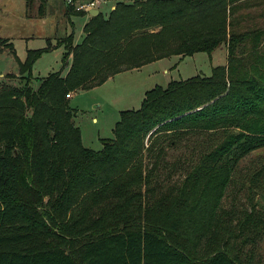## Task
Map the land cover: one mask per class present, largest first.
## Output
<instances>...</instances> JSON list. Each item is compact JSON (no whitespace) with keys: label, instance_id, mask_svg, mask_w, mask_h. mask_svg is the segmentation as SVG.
Returning a JSON list of instances; mask_svg holds the SVG:
<instances>
[{"label":"trees","instance_id":"trees-1","mask_svg":"<svg viewBox=\"0 0 264 264\" xmlns=\"http://www.w3.org/2000/svg\"><path fill=\"white\" fill-rule=\"evenodd\" d=\"M35 1L24 16L44 15ZM256 3L114 0L80 43L61 40L68 69L37 88L49 47L27 51L6 74L18 83L0 84V264H264V27H237ZM220 45L226 64L154 85L100 150L82 143L72 92Z\"/></svg>","mask_w":264,"mask_h":264},{"label":"rangeland","instance_id":"rangeland-1","mask_svg":"<svg viewBox=\"0 0 264 264\" xmlns=\"http://www.w3.org/2000/svg\"><path fill=\"white\" fill-rule=\"evenodd\" d=\"M39 2L35 1L33 14ZM111 3V0H103L98 10L107 16ZM46 5L56 6L57 9L53 7L45 18L26 17L23 0H0V38H6L12 44L11 50L0 44V84L18 83L16 78H6V74L18 73V61L26 58L29 49L48 47L49 43L50 48L32 65L33 88L39 85L40 77L50 72L61 71L62 75L66 73L70 59L63 61L65 49L64 46L57 45L56 37L59 38L67 32L72 34L73 44L80 43L87 14H71L69 22L60 11V0H46ZM239 14L242 16L237 26L239 29L264 27V0H257L256 4L240 10ZM225 52L226 46L225 49L214 50L211 54L198 52L184 56L181 60L172 57L146 65L140 70L121 73L94 89L72 92L69 105L74 109L73 121L81 130L83 144L93 150H100V138L113 137L112 128L119 118V112L138 108L146 90L154 85L165 86L170 80L187 79L195 75L209 76L212 67L226 62ZM165 68L168 73L163 72ZM259 152L264 153V150ZM174 154L171 152L170 157ZM173 179H178V174ZM230 201L229 196L223 203L227 205ZM237 201L245 202L242 193L236 195Z\"/></svg>","mask_w":264,"mask_h":264},{"label":"crops","instance_id":"crops-1","mask_svg":"<svg viewBox=\"0 0 264 264\" xmlns=\"http://www.w3.org/2000/svg\"><path fill=\"white\" fill-rule=\"evenodd\" d=\"M61 1V0H60ZM112 1V3H111V9H113L114 8V0H111ZM61 8H60V11H61V13H63V15H65L66 16V18L69 20V22H70V17L69 16H67L66 14H65V3H63V1H61ZM53 7H54V9H57L56 8V6H47L46 5V2H45V8H46V10H45V13H44V15L42 16V17H40V18H45L47 15H49L50 14V12L53 10ZM98 9V8H97ZM100 12V11H99ZM91 16L87 13V18H86V22L88 21V19L90 18ZM85 22V23H86ZM84 23V24H85ZM84 26V25H83ZM68 34H67V32H65V34L63 35V36H60L59 38L58 37H56V39H57V45H60V46H63L62 44H61V40L65 37V36H67ZM83 37V36H82ZM77 44V43H76ZM50 43H49V45H48V47L50 48ZM218 49H225V46L223 45V46H219L217 49H215V51L216 50H218ZM196 54V53H195ZM225 54H226V52H225ZM194 55V54H193ZM172 57H177L179 60H181L182 59V57H180V56H171V57H167V58H163V59H159V60H157V61H153V62H151V63H148V64H145V65H143V66H141L140 68H137V69H132V70H127V71H122V72H119V73H117V74H115L114 76H112V77H110L109 79H107L105 82H107L108 80H110V79H114V77H116L117 75H119V74H121V73H124V72H131V71H134V70H140L142 67H144V66H148V65H152V64H155V63H158V62H160V61H162V60H166V59H170V58H172ZM69 59H70V57H69ZM226 63V62H225ZM224 63V64H225ZM221 65H223V64H221ZM175 66V65H174ZM217 66V65H216ZM172 68H173V66H172ZM163 72L164 73H168V69H164L163 70ZM104 82V83H105ZM104 83H102L101 85H103ZM101 85H99V86H101ZM96 87H98V86H96ZM96 87H94V88H96ZM94 88H92V89H94ZM89 90H91V89H89ZM81 136H82V133H81ZM83 139V138H82ZM82 143H83V141H82Z\"/></svg>","mask_w":264,"mask_h":264},{"label":"built area","instance_id":"built-area-1","mask_svg":"<svg viewBox=\"0 0 264 264\" xmlns=\"http://www.w3.org/2000/svg\"><path fill=\"white\" fill-rule=\"evenodd\" d=\"M103 0H65V5H70L74 10L89 12L94 8H99ZM66 96H69L68 94Z\"/></svg>","mask_w":264,"mask_h":264},{"label":"water","instance_id":"water-1","mask_svg":"<svg viewBox=\"0 0 264 264\" xmlns=\"http://www.w3.org/2000/svg\"><path fill=\"white\" fill-rule=\"evenodd\" d=\"M99 13V10L97 8H94L88 12V14L92 17Z\"/></svg>","mask_w":264,"mask_h":264}]
</instances>
